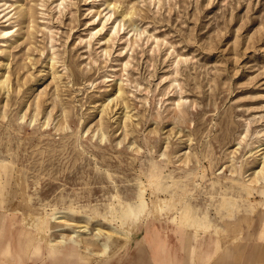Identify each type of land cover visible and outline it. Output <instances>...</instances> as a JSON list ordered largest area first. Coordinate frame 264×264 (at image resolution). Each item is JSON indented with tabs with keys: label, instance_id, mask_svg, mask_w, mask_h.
<instances>
[{
	"label": "rangeland",
	"instance_id": "374dc122",
	"mask_svg": "<svg viewBox=\"0 0 264 264\" xmlns=\"http://www.w3.org/2000/svg\"><path fill=\"white\" fill-rule=\"evenodd\" d=\"M0 81L4 264L107 263L143 205L187 197V231L171 206L125 247L162 236L211 264L196 218L223 233L219 262L264 264V0H0ZM44 212L39 241L24 216Z\"/></svg>",
	"mask_w": 264,
	"mask_h": 264
},
{
	"label": "bare ground",
	"instance_id": "6f19581e",
	"mask_svg": "<svg viewBox=\"0 0 264 264\" xmlns=\"http://www.w3.org/2000/svg\"><path fill=\"white\" fill-rule=\"evenodd\" d=\"M20 5L22 7L23 3H21ZM22 12L25 13V11H22ZM124 16H126V15L124 14ZM12 31H13L12 28H8V29L4 30L2 33L4 34V36H10ZM5 85H6V81H0V88H4ZM263 172L264 171L262 170V172L260 174H263ZM4 178H5L4 172H3V170H1L0 171V213L5 212V209H4L5 206L14 205L13 203L15 202V199L12 197V193L5 188L6 181L3 180ZM146 181L147 182L145 183L143 180H140L138 183L139 184V190H138L139 198L141 200L145 197V195H147L148 192H151V193L155 192V188L157 187L156 185H158V183H159V176L157 175V173H153L151 177L146 178ZM10 201H11V204L9 203ZM227 201L228 200L226 198H224L223 203H222V207H223V205L225 206L227 204L226 203ZM153 204H154L153 212H151V208H150L149 204H145V205L140 204V205H143V207L140 209V211H139L140 213H139L138 217L131 220V222L129 224L130 226L128 227V232L123 234V236L126 237V239H124L125 241H122V243L118 246H114L112 241H111V238L109 236H107V237H105V240H102V243H101L102 249L100 250V253L108 256L109 257V258H107L108 260H110V258L112 256H119L120 254L124 253L126 251V248H127L125 246L127 245L128 242L131 243L133 235L137 234L139 232L140 226H142L143 224H148V222L150 221L149 216H152L153 218H158V219L162 218L164 214H165V216H168L170 213H169L167 208H171V206L177 207V215H176L177 226L180 229H183L184 232L187 231L186 229H188V223L192 220V217H194L193 207L190 204V198L187 197L183 202L178 204L179 206L172 203V198L171 199H169V198L161 199L160 198L159 201H157V202L153 201ZM112 207H114V205H112ZM124 210L127 211L126 215H128V217L130 215L129 214L130 213L129 207L123 206L121 209V212H120V218L122 221H125V219H126V216L124 214V212H125ZM114 212H118L116 208L114 209ZM55 215H56L55 212L51 213V214L44 212L42 217L39 220H36L34 216L25 214L24 221H25L26 225H27V223L31 225V227L33 228V231L36 232L38 240L41 241L45 237V234L42 232V229L51 230V229L58 226L57 222H56ZM0 218H1L0 219V227H2V220L5 218V215H3V214L0 215ZM262 220L264 221V211L262 212ZM210 228H211L210 225L200 223L195 218L194 233L197 235L194 237L203 238L204 236L209 235V234H212L215 237H219V235H217V234L223 235V233L221 231H219L220 229L215 230L213 233ZM50 243H51V241H50ZM25 244L26 245H24L25 246L24 248H26L27 252L28 251L31 252L32 249L36 248V245L33 242H26ZM219 246H220L219 244H215L214 249L219 247ZM7 250H8L7 252L12 255L9 246H8ZM59 253H62V251ZM18 258H19V260H17L14 256H12L10 259L12 260L11 262H14L15 261L14 259H16V261H18V264H22V262L20 260L21 259L20 256Z\"/></svg>",
	"mask_w": 264,
	"mask_h": 264
},
{
	"label": "crops",
	"instance_id": "0c3cea01",
	"mask_svg": "<svg viewBox=\"0 0 264 264\" xmlns=\"http://www.w3.org/2000/svg\"><path fill=\"white\" fill-rule=\"evenodd\" d=\"M216 238V244H219L220 246L214 249V256H212L211 264H217L222 257L231 255L229 248L226 249L224 241H218L219 237ZM133 239H135L133 244H146L149 249H147V247L144 248L143 246L141 247L140 245H137L133 247V250H131L132 247L129 245L124 253L103 264H192L191 260L193 261L195 259L193 258L194 254L191 252L189 253V251L188 253L184 252V256H182V258L179 257L178 252L180 251V247L173 246L171 242L165 241L162 236H143L141 241H136L137 237ZM259 243V245L262 246L264 244V240H260ZM186 260H188V263H185ZM202 260L204 261V264H208L206 256H204ZM0 264H4L1 250ZM218 264H222V262H219Z\"/></svg>",
	"mask_w": 264,
	"mask_h": 264
}]
</instances>
